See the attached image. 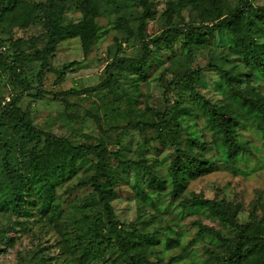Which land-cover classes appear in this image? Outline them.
Masks as SVG:
<instances>
[{"label": "trees", "instance_id": "trees-1", "mask_svg": "<svg viewBox=\"0 0 264 264\" xmlns=\"http://www.w3.org/2000/svg\"><path fill=\"white\" fill-rule=\"evenodd\" d=\"M110 1L0 0V25L45 29L44 46L36 53L20 48L22 39L14 41L13 54L0 52V214L46 221L56 230L59 258L37 255L31 264H264V191L246 205L189 189L214 172L250 177L264 168V5L168 0L160 33L149 36L154 1L133 0L143 9L137 30L118 15L115 25L123 35L108 49L106 79L80 90L45 88L46 73L54 72L59 84L79 64L52 66L59 44L78 39L84 58L92 52L112 23H102L109 12L103 4ZM182 9L190 21L174 17ZM72 11L83 17L66 24ZM215 35L223 36L228 65L194 64L196 51L214 46ZM131 37L140 43L136 56L126 55ZM163 58L170 64L160 71ZM34 60L41 62L37 86L24 71ZM167 72L174 76L164 86L163 104L129 125L146 150L127 161L116 157L137 169L134 184L111 169L113 151L105 142H78L36 121L33 105L48 95L63 104L68 124L79 123L82 108L70 94L115 88L130 106L141 82L162 80ZM118 199L142 202L137 222L119 223ZM9 243L15 236L0 225V252Z\"/></svg>", "mask_w": 264, "mask_h": 264}, {"label": "rangeland", "instance_id": "rangeland-1", "mask_svg": "<svg viewBox=\"0 0 264 264\" xmlns=\"http://www.w3.org/2000/svg\"><path fill=\"white\" fill-rule=\"evenodd\" d=\"M153 1L157 15L154 19L148 20L147 34L149 36L160 33L164 25L163 12L168 3V0ZM229 1L235 3L237 0ZM254 2L257 5H264V0H254ZM103 8H108L109 12L106 13L107 16L103 18L102 23L107 25L109 20L112 23L106 26L92 52L87 58H84L78 39H69L59 44L51 62L52 66L62 68L64 64L72 61H79V64L69 70L59 84L54 83L56 80L54 72L46 73L45 88L56 92L69 91L70 89L80 90L96 86L106 79L105 68L109 62L108 49L113 46L115 37L121 38L123 35L115 25L118 15L126 16L129 25L136 31L138 15L143 9L135 6L133 0L104 2ZM82 17L79 11H72L67 15L65 23L78 22ZM174 17L190 21L188 9H182L180 15L175 13ZM7 24L0 25V52L13 54V43L17 39L23 40L19 44L20 48L26 49L31 55L43 48L45 29L42 26L32 25L28 28H21L19 26L8 27ZM214 40V46L211 48L196 51L192 57L194 64L205 66L212 60L222 65H228L229 51L223 41V36L215 35ZM124 47L127 51L126 55L136 56L140 43L135 37H131ZM178 52L182 53L180 49ZM169 64L170 60L163 58L160 71ZM40 65L39 60H34L24 68L26 78L33 86L38 85L36 75ZM178 69H182V67L179 66ZM173 76V72H167L162 80L157 77L151 80V83L141 82L139 90L133 91L134 102L130 106L126 103V97L122 96V92L115 88H105L90 96L70 94L69 100L79 104L82 108L81 115L83 116L79 123H76L75 120L76 122L68 124L61 116L64 110L63 104L53 100L51 95L33 105L34 115L37 123L53 127L55 133L59 135H72L71 137L78 142H105L113 151V155L109 157L111 169L129 177L131 183L134 184L137 169L127 163H121L116 157L127 161L144 153L146 147L142 142L141 134L129 125L140 117L149 118L151 115L149 107L150 109L158 108L163 104L164 86ZM0 84H2L1 81ZM124 89H128V86L125 85ZM5 91L8 93V89ZM28 102L29 98H26L24 105L26 106ZM85 112H91L94 115ZM262 150L264 156V146ZM189 189L202 192L210 198L225 196L229 200L242 201L246 205H250L259 192L264 191V168L250 177L233 176L228 172H214L191 182ZM114 205L120 224L137 222L139 214L143 213L140 206L142 202L139 200L118 199L114 201ZM0 225L7 227L11 235L15 236V243L12 245L9 243L5 246V250L0 252V264H21L23 260H27L25 263L31 264L37 260L35 257L37 255L59 258L60 248L56 244L60 237L46 221L33 222L31 217L0 214ZM174 250L177 251V249ZM117 252L116 247L111 248V255H115ZM77 264L79 263L77 262ZM120 264H131V262L121 260Z\"/></svg>", "mask_w": 264, "mask_h": 264}]
</instances>
